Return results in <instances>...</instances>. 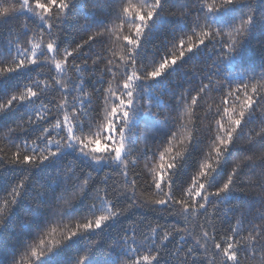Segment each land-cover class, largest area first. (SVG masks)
Segmentation results:
<instances>
[{"label": "snow or ice", "instance_id": "1", "mask_svg": "<svg viewBox=\"0 0 264 264\" xmlns=\"http://www.w3.org/2000/svg\"><path fill=\"white\" fill-rule=\"evenodd\" d=\"M90 4L92 16L88 25L94 31L71 50L61 48L62 25L69 14L78 8L88 9ZM167 4L168 0H19L18 7L4 0L0 4V18L19 14L35 23L31 34L25 28L22 35L27 39L23 46L10 41L6 51L0 50V63L4 64L0 67V79L15 74L27 80L23 85L16 84L13 94L6 99L0 97V120L24 110L16 117L15 127H8L3 133L16 151L11 156L0 157V165L17 166L26 174L2 197L0 231L9 227L19 206L28 199V180L33 169L51 167L71 156L97 175L110 170L103 179L93 181L78 166L57 167L52 179L55 187L45 189L39 185L34 189L30 206L25 209V215L31 217L28 236L21 245L19 259L14 255L10 264H61L56 257L63 251L79 246L80 241L89 237L100 236L113 220L132 207L163 208L184 227L173 225L170 230H161L157 225L141 233V239H137L134 229L122 230L123 234L110 238V259L95 258L99 247L96 242L77 247L78 252L86 255H78L75 264H216L217 256L222 258L221 264H242V260L245 264L257 260L264 264V212H257L251 219L239 217L219 238L208 213L209 207L214 212L225 206L252 210V204H232L238 199L235 177L245 167L250 168V173L259 167V186L264 190V151L258 156L243 155L246 149L238 144L246 135L245 126L264 109V64L260 65L262 71L256 73L245 59L253 35L257 31L264 33V0H189L181 5L183 11L173 21H166L162 15ZM158 19L161 23H171L172 31L183 35L174 36L178 43L172 47L178 49V54L166 53L156 61L142 53ZM89 43H100L101 50L93 53L90 49L86 54L84 48ZM209 46L214 55L208 57L211 63L205 61L207 70L201 73L207 83H201L198 90L187 89L169 107L157 94L156 85L186 59L202 57ZM258 46L264 58V39ZM80 57L86 58L76 63ZM89 59H92L91 70ZM101 62L104 67L97 76ZM224 66L233 70L225 75ZM33 72L35 77L30 75ZM41 75L46 77L44 81L38 78ZM221 76L222 80L215 79ZM96 83H107L108 87L96 88ZM88 86L91 92L87 91ZM57 92L59 102L51 95ZM96 92L104 94L102 108L92 105V94ZM211 92L222 93V98L214 113L219 118L214 121V128L210 127L214 133L210 151L206 162L189 177L187 187H178L176 176L182 167L178 160H183L184 153L200 143L201 117L196 109L202 105L198 100H204ZM164 108L178 111L180 125L184 127L187 125L183 117L187 115L192 131L180 140L184 153L172 155L171 145L177 139V133L172 132L165 141L169 146L159 151L158 162H154L155 152L146 162L150 174V180L144 182L146 190L160 197L149 199L137 192V179H129V170L139 159V155L134 156L141 138L136 129L143 123L159 131L157 117ZM259 116L262 127L255 137L264 140V111H259ZM172 123H176L174 118ZM53 134L59 139H54ZM253 140V135H247L249 145ZM261 148L264 149V144ZM148 150L146 145L143 154ZM166 156L169 162H165ZM233 157L236 159L230 165ZM112 172L123 176L129 187H113L109 199L107 185ZM94 183L105 185L103 189L97 188L95 195L92 194ZM253 183L251 179L247 181L249 185ZM85 199L99 203L85 206ZM121 199L125 204L118 206ZM256 200L264 202V191ZM81 213H88L91 218ZM65 218L71 227L64 224ZM53 224L57 227H52ZM58 228L61 237L49 238ZM176 236L181 243L169 253L168 242Z\"/></svg>", "mask_w": 264, "mask_h": 264}, {"label": "trees", "instance_id": "2", "mask_svg": "<svg viewBox=\"0 0 264 264\" xmlns=\"http://www.w3.org/2000/svg\"><path fill=\"white\" fill-rule=\"evenodd\" d=\"M4 0H0V4H2ZM9 3H16L17 7L19 6V0H8ZM135 2V0H133ZM189 0H168V4L166 5V10L162 14L166 21H173L180 17L183 9L181 8L182 4L188 3ZM211 2V0H208ZM247 2V0H244ZM195 15V13H194ZM92 11L91 4L88 9H75L72 13L69 14L67 18V22L62 25V36H61V48L67 47L69 50L75 47L77 43H83L87 39L89 35L94 31L93 28H89L88 21L91 19ZM99 18V14H97ZM25 28L29 30V34H31V30L35 29V23L28 19L23 15H10L7 18H0V50H7L9 42L20 43L21 46L24 44V40L27 39L26 36L22 34L25 31ZM55 32L56 29H53ZM183 35L179 32L172 31L171 23H161L158 19L153 28V31L149 38L145 42L143 56L147 59H154L159 61L162 56L166 53L178 54V49H174L172 47L173 43H178L177 40H174V36ZM264 39V33L257 31L253 37L251 42L248 45L247 51L245 53V59L248 67L250 69H254L256 73H260L262 71L260 65L264 64V58L261 57V53L259 51L258 42ZM93 50V53L99 52L101 50L100 43H89L84 48V52L87 54L89 50ZM107 55V54H104ZM211 46L204 52L202 57L198 58H189L186 59L184 63H182L178 69L174 71H169L167 74L161 79V82L156 85L157 94L161 96L163 102H165L169 107L174 104L175 98L179 96L181 93L185 92L187 89H196L200 87L201 83H207L206 80H202L201 73L207 70V63H211L208 60V57L213 56ZM86 57H80L77 59L76 63H80L82 59ZM5 60L8 59L7 56L4 57ZM92 59H95V55H92ZM92 59L88 60L89 70H91ZM72 62V58H69V63ZM4 64L0 63V67H3ZM104 67V62L99 63L97 67V76H99V69ZM230 70L227 66H224L222 71L226 75ZM47 69H45V72ZM71 75V73H69ZM35 77L36 73L33 72L30 74ZM87 75V72L84 73ZM41 81L46 79L45 76L41 75L38 77ZM108 79V77H106ZM215 79L222 80L223 77H215ZM26 77L23 75H15L13 74L11 78L0 79V97L6 99L9 95L13 94L14 86L16 84L23 85L26 83ZM95 83V81H93ZM96 88H104L108 87L107 83L103 85L96 83ZM87 91L91 92V86L87 87ZM57 102L60 100V93H52L51 94ZM192 95H195V91L192 92ZM103 92H96L92 94V105H99L101 108L103 107ZM222 98V93L211 92L208 96L198 103L202 105L196 109L197 113L201 117L198 121L199 132L198 136L200 139V143L195 145L188 153H184V145L180 143V140L187 136L189 131H192L191 125L188 123V117L185 115L183 117L185 125L187 127L180 125V116L178 111H169L168 108H164L160 110L159 116L157 117L159 131L156 130L155 127H145L143 123H141L140 127L136 129V131L140 134V139L137 141L134 156L139 155V159L137 160L136 166L134 168L130 167L129 170V179H137V192L142 193L145 198L149 199H159V196H156L154 192L150 190H146L144 182L146 180H150V174H147V169L145 168L146 162L150 160L152 157V153H156V161L158 162L159 151L163 150L164 147H167L165 141L171 137L172 132L177 133V139H175L172 143L173 153L176 152L184 153V159L178 160V163L182 164V167L179 168L177 176H176V184L177 186L187 187V184L190 182L189 177L191 175L196 174L199 169V166L206 162L207 153L210 151L209 144L211 143V138L214 135L212 131H210V127L214 128V121L218 119V116H215L216 106L220 103ZM46 102V101H45ZM23 109H20L15 115L6 116L4 119L0 120V157L5 155L11 156L13 152L16 151L15 147L10 144L9 137L3 136V133L7 130L8 127H15L16 117L23 113ZM156 111V109H154ZM259 111H264V109H260ZM259 111L257 113V119L249 123L245 126V136L242 137L238 144L242 146L246 151H244L243 155H255L258 156L261 151L264 149L261 148V145L264 144V140H261L259 137H255V133L260 131L262 125H260V116ZM173 118L176 120V123L173 124ZM25 119H27L25 117ZM194 119V118H193ZM167 121V123H165ZM47 126V125H45ZM167 133V136H165ZM253 135L254 140L251 145H249L247 141V135ZM146 137V139H145ZM54 139H59L58 136L53 134ZM16 143H19L17 140ZM185 143L187 141L185 140ZM147 145L149 149L146 154H143V149ZM236 157H233L230 160L231 163H234ZM165 162H169V157H165ZM75 165L78 168H83L84 173L88 174V177L93 181H99L104 178L106 174L110 170L105 169L104 172L99 173L97 175L96 172L91 171L86 168L84 165L79 164L78 161L74 159V157H66L64 160L57 161L51 167L44 166L39 169H33L31 172L30 180H28V192L29 197L22 203L17 209L16 215L13 220L10 222V225L7 229H3L0 231V264H10V261L14 255H16L17 259H19V253L22 251V243L23 240L28 236V224L31 223V217L25 215V209L30 206L29 200L34 196V189L43 185L44 188L55 187L52 184V179L54 177L55 169L62 165ZM229 165V170H230ZM259 167L256 168L255 173H250V168L245 167L243 171H241L236 179V187L237 191L235 193L238 199L232 202L233 205L239 203L252 204L253 208L251 211L247 207L237 209L231 206H225L221 208L219 211L214 212L211 207H209L208 213L212 218V223L216 226L218 236L223 235L230 226L236 224V221L239 217L244 216L246 218H253L257 215V212H264V202L258 203L256 198L262 194V190L259 186ZM82 179H83V174ZM26 174L17 166H13L10 164L0 165V204H2V197L6 194V191L9 190L10 186L17 183L21 178L25 177ZM112 178L108 180V189H109V199H112L111 189L113 187L119 186L120 189L125 187H129V185L125 184V178L121 175H118L115 172L111 173ZM226 179V176L224 177ZM251 179L254 183L252 185L247 184V181ZM105 185L102 184H93V192L95 195L96 189H103ZM239 189H244V191H239ZM103 195L104 193L101 191L100 193ZM179 195V192H177ZM99 201H94L92 199H85L84 205H90ZM130 203V201H128ZM125 200L121 199L118 203V206L124 205ZM83 216L90 217L88 213H81ZM99 214V213H97ZM80 222H83L81 220ZM64 224L71 227L69 224L68 218L64 219ZM157 225L160 226L161 230H170L173 225L178 227H184V224L181 223L176 217L170 216L168 212L160 207L155 209H151L148 207H132L129 209L124 215L120 216L118 219L113 220L111 222V226L104 229V232L101 233L100 236H92L88 239L80 241L79 246H74L72 248H68L63 251L60 256L56 257L57 260L61 261V264H75V258L79 255L81 257L85 256L86 253L83 251H77V247H87L90 244H94L99 242V247L96 249L95 258L98 260H107L111 257L108 254V245L111 244V237L116 235L117 233L123 234L122 230L134 229L137 233V239H141V233H147L150 228H154ZM52 227H57V225L53 224ZM60 228H63L64 225H60ZM189 230L192 228V222H189ZM159 234V233H158ZM61 237V231L58 228V231L49 238L59 239ZM178 243H181L179 240V236L172 238L168 242V252L176 247ZM187 243H191V240H188ZM222 258L220 256L216 257V264H221ZM242 264L245 262L242 260ZM248 264H261L259 260L257 261H249Z\"/></svg>", "mask_w": 264, "mask_h": 264}]
</instances>
